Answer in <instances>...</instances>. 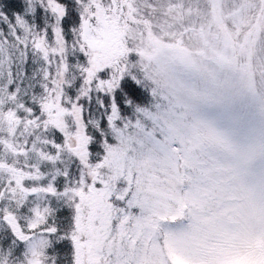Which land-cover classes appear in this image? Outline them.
I'll use <instances>...</instances> for the list:
<instances>
[{
	"label": "snow or ice",
	"instance_id": "6c2138e0",
	"mask_svg": "<svg viewBox=\"0 0 264 264\" xmlns=\"http://www.w3.org/2000/svg\"><path fill=\"white\" fill-rule=\"evenodd\" d=\"M241 181L264 186V80L160 38L134 0H0V264H264ZM203 217L239 241L224 259L193 254Z\"/></svg>",
	"mask_w": 264,
	"mask_h": 264
},
{
	"label": "rangeland",
	"instance_id": "374dc122",
	"mask_svg": "<svg viewBox=\"0 0 264 264\" xmlns=\"http://www.w3.org/2000/svg\"><path fill=\"white\" fill-rule=\"evenodd\" d=\"M138 19L148 21L160 38L184 32L185 45L192 52L207 49L237 79L252 84L264 80V20L252 5L257 0H134ZM151 14V15H148ZM201 28L203 30L201 31ZM243 133L248 144H256L262 135L258 122H249ZM246 162L252 155L243 154ZM229 198L235 203L236 219L245 221L255 215L264 202V186L241 181L232 186ZM228 229L218 220L203 217L200 231L190 241L199 258L224 259L239 241L229 239ZM180 264H186L181 256ZM224 264H249L242 256L224 260Z\"/></svg>",
	"mask_w": 264,
	"mask_h": 264
},
{
	"label": "trees",
	"instance_id": "16d2710c",
	"mask_svg": "<svg viewBox=\"0 0 264 264\" xmlns=\"http://www.w3.org/2000/svg\"><path fill=\"white\" fill-rule=\"evenodd\" d=\"M148 15H151V14H148Z\"/></svg>",
	"mask_w": 264,
	"mask_h": 264
}]
</instances>
